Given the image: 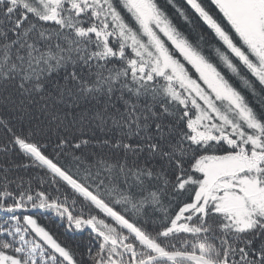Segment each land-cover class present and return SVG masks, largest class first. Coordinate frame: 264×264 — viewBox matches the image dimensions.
<instances>
[{
    "label": "snow or ice",
    "instance_id": "snow-or-ice-1",
    "mask_svg": "<svg viewBox=\"0 0 264 264\" xmlns=\"http://www.w3.org/2000/svg\"><path fill=\"white\" fill-rule=\"evenodd\" d=\"M184 5L0 0V264H264V0Z\"/></svg>",
    "mask_w": 264,
    "mask_h": 264
},
{
    "label": "trees",
    "instance_id": "trees-1",
    "mask_svg": "<svg viewBox=\"0 0 264 264\" xmlns=\"http://www.w3.org/2000/svg\"><path fill=\"white\" fill-rule=\"evenodd\" d=\"M177 2L180 3L182 6L187 7L186 5H184V0H177ZM209 2H210V0H204V3H206V4L209 3ZM160 3L163 5V4H164V0H160ZM168 11H169L170 15H173L174 22H175V23L181 28V30H183L186 34H190V29L188 28V26L185 25V24H183V23L181 22V20H180L178 17L175 16L173 10L169 8ZM188 11H189V15L193 16V18L196 20V23H197V25H198V29H199L200 31H203V32H204L205 34H207V35H211V33H210V31L207 29V27H206L205 25H203V23L200 22V21L198 20L197 17H195V14L191 11L190 8H188ZM212 11H213V12H216V11H217V10L214 8V6H212ZM192 38H194V37H192ZM236 86L239 87V84L237 83ZM21 174H26V173H23V172H22ZM40 222H41L42 224H48V222L45 221V220H43V219H42ZM48 226H49V227H52L53 231H60V232H62V230L55 228L54 225L48 224Z\"/></svg>",
    "mask_w": 264,
    "mask_h": 264
}]
</instances>
